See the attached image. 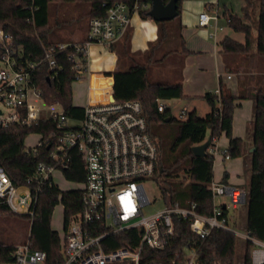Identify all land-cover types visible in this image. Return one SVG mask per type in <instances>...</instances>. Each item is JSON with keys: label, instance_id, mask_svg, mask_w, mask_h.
Listing matches in <instances>:
<instances>
[{"label": "trees", "instance_id": "1", "mask_svg": "<svg viewBox=\"0 0 264 264\" xmlns=\"http://www.w3.org/2000/svg\"><path fill=\"white\" fill-rule=\"evenodd\" d=\"M139 3V14L143 19H150L144 4L151 5V0H0V26L13 37L14 45L20 48L24 56L32 61L44 59L45 47L51 43L65 42L50 39L54 28L49 25L51 5L65 2H83L90 4L88 15L104 17L107 8L115 2H124L130 7ZM167 3L169 0H162ZM181 1H178L179 11ZM244 5L240 14L228 11V25L235 32L246 35L245 44L231 38H225L220 44L224 55L249 56L253 51L264 60V0H242ZM257 7V31L254 42V11ZM158 37L150 42L144 51H132L131 41L133 28L130 26L124 37L112 45L111 51L117 55V68L113 75L115 97L119 101L139 100L143 107V116L148 125V132L158 147V171L156 176L179 178L183 171L188 179L186 189L179 185L161 187L166 206L191 207L205 216L213 215L216 206L211 190L214 181V156L197 157L192 146L203 143L211 135L212 146L223 134L228 138L227 154L230 158L241 157L244 154V140L232 136L233 116L238 98L227 90L222 79L218 93L209 91L205 95L210 112L205 117L197 115L193 110L185 120H176L169 107L163 112L158 110L159 101L184 98L181 82H154L150 79L153 67L165 66L170 59H179L182 65L183 57L190 52L185 47L181 34L182 26L179 18L170 22L157 23ZM255 43V44H254ZM57 62L63 65L56 79H51L47 62H43L36 73L35 83L41 89L44 100L48 104L59 103L69 118L80 119L83 108L73 104L72 84L75 81L72 65L66 56H57ZM253 116L247 132L252 139L255 151L250 153L246 171L249 172L246 209V231L252 236L264 239V89L259 88L253 96ZM169 118V122L166 119ZM164 124L169 132L158 139L152 132V127ZM50 123H41L32 127H10L0 129V165L17 187L23 186L27 179L34 175L40 163L51 164L49 145L43 143L36 151L25 153V139L30 134L41 133L47 138L52 131ZM158 140V141H157ZM70 164L62 170L67 181L82 183L86 179L85 164L82 155L71 150ZM228 179V173L223 175L222 183ZM34 187V184L32 185ZM62 204L64 208V226L71 217L82 209V191H62L50 177L42 186L35 205L34 217L26 213L16 214L8 207L0 205V217L3 215L20 217L29 221V240L34 249L47 253L45 264H62L61 238L52 228V216L55 207ZM223 216L228 224L234 222L228 209L222 207ZM175 234L162 251L144 247L141 264H186L189 251L196 252L197 264H235L237 235L226 230H213L206 239L194 234L188 220L174 219ZM231 226V225H230ZM140 239L138 230H129L110 236L105 242V249L118 247L135 249ZM108 243V244H107ZM0 244L6 245L0 241ZM8 250L14 245H6ZM251 245L245 243L243 264H252ZM126 264V263H125ZM128 264V263H127Z\"/></svg>", "mask_w": 264, "mask_h": 264}, {"label": "built area", "instance_id": "2", "mask_svg": "<svg viewBox=\"0 0 264 264\" xmlns=\"http://www.w3.org/2000/svg\"><path fill=\"white\" fill-rule=\"evenodd\" d=\"M142 8L148 10L150 5L144 4ZM137 13L138 1L133 7L124 2L112 3L104 17L90 19L83 41L51 43L45 47L44 59L39 61L26 58L14 45L12 35L0 26V129L41 123L52 126L47 138L35 133L40 136L39 141L34 146L25 144V153L36 151L43 143L52 148L51 164L40 163L23 185L29 188L28 194L18 193L20 187L0 165V205L16 214L26 213L33 219L41 186L53 178L55 171L62 172L69 166L71 150L76 149L84 160L86 179L78 183L83 185V189H79L82 209L64 226L65 237L60 236L62 264H141L144 247L158 251L166 248L175 234V218L188 220L191 231L202 239L213 230L237 235L223 216L222 207L230 211L245 204L247 190L214 181L211 183L214 199L228 196L230 201L216 204L211 216L199 214L194 204L183 208L178 203L149 216L143 215L142 209L152 204L145 185L158 171V147L148 132L141 102L117 100L111 81L114 76L94 70L92 58L94 46L107 51L121 40ZM216 19L217 16L203 12L198 17V27L204 29ZM63 55L72 65L74 82L85 84V104L80 119L69 118L59 103L48 104L35 83L37 70L44 61L48 63L51 79H56L63 70L57 56ZM166 107L165 100L159 101L160 112ZM179 117L185 120L187 111H181ZM68 121L78 124L69 127ZM208 153L214 156V163L217 156L223 161L230 159L226 150L216 146H211ZM129 230L140 232L135 249L123 246L105 249L110 236ZM240 236L252 247V264H264V239L247 231ZM11 249L0 244V264H45L47 260V253L34 249L30 240ZM186 264H197L195 251H189Z\"/></svg>", "mask_w": 264, "mask_h": 264}, {"label": "crops", "instance_id": "3", "mask_svg": "<svg viewBox=\"0 0 264 264\" xmlns=\"http://www.w3.org/2000/svg\"><path fill=\"white\" fill-rule=\"evenodd\" d=\"M243 5L242 0H182L178 18L182 26L181 34L184 38L185 47L190 53L183 57L182 65H176L178 66V72L174 73V79L172 81H166L182 83L184 98L171 99L174 101V105H182L181 111L185 110L188 114L195 110L197 115L200 116L199 108L204 110L205 115L210 112V107L204 98L206 93L218 90L220 79H222L227 90L234 97L238 98L236 104L239 107L234 111L232 136L242 139L244 135L237 133L235 129L236 127L239 129L244 125L238 119L247 120V124L252 120V98L259 88L264 89V60L255 51L249 56L224 55L221 52L220 44L225 38H231L234 41L245 44L246 35L242 32L232 30L227 21L228 11H232L234 14H240ZM203 12H207L211 16H217V19L211 21L206 28L200 29L198 27V17ZM134 16H136V19ZM133 20L135 21V26L131 24L133 28L131 41L132 51H144L148 48L149 43L154 42L158 37L157 22L151 18L142 19L138 13L133 15L132 23ZM102 53L115 57L116 70L117 57L111 49L106 51L99 46L92 48V58ZM93 68L94 70H101L96 63L95 65L93 64ZM164 68L159 67V70ZM154 69L151 72H154ZM156 69L158 70V67ZM111 81L113 82V78ZM167 101L165 100L166 106L172 109L167 104ZM236 115L237 120L235 124ZM246 135L250 140V144L248 145L250 156L253 142L247 131ZM219 140L215 141L216 147L221 150H227L229 145L228 138L226 137L225 139L227 141L226 145H224L225 147L219 145ZM220 158L221 163L223 160L222 157ZM239 160L241 159L238 158V160H235L236 162L233 161L230 164V168L227 165L225 166L223 175L227 172L228 179L223 184L248 190L249 179L247 183L242 178V175L247 172L246 170L245 172L244 170L242 171V165L237 162ZM225 163L223 161V166ZM223 175L219 179H216L214 175V182L222 183ZM222 204H225V202ZM240 207L244 206L241 205Z\"/></svg>", "mask_w": 264, "mask_h": 264}, {"label": "rangeland", "instance_id": "4", "mask_svg": "<svg viewBox=\"0 0 264 264\" xmlns=\"http://www.w3.org/2000/svg\"><path fill=\"white\" fill-rule=\"evenodd\" d=\"M51 15L49 18V25L54 28L53 37L50 36V39L55 41H63L65 42H75V41H83L87 37L88 24L90 21V16L88 12L90 10L89 3L83 2H65L57 5L53 3L51 5ZM257 7L254 11V21H253V31H254V42H255V33L257 31ZM141 17V16H140ZM136 19V16H134ZM142 18V17H141ZM178 18V17H177ZM176 18V19H177ZM143 19V18H142ZM133 26H135V21L133 20ZM255 44V43H254ZM116 54V53H115ZM117 57V55H116ZM178 62L179 59L171 60L165 66H156L150 74V79L156 82H166L172 81L174 73L178 72ZM99 66L101 71L104 73H110L115 70L116 63L115 57L107 54H99L95 58H93V64ZM169 68H164L168 67ZM159 67H163L164 69L159 70ZM175 67V68H174ZM72 92H73V104L75 106L82 107L85 104V84L83 82H74L72 84ZM167 104L172 108L171 113L176 120H181L179 115L181 113L182 105H174L173 100H168ZM241 110V109H240ZM239 112V111H238ZM200 117H205L204 110L199 108ZM237 120V115L235 119V124ZM242 121L244 125H242L239 129L236 127V132L244 135V154L241 157L230 158L226 160L224 166L223 161L220 163L221 156H217L215 158L214 163V175L216 179L221 178L223 175L225 166L230 168V164L236 159L240 158L241 160L237 161L242 165V171L246 170L247 162L249 161V152L248 145L250 144L249 138H247L246 131L248 128L247 120L238 119ZM78 123L74 121H68L67 125L69 127H74ZM169 132L167 127H164V124H157L152 127V132L160 139L165 132ZM40 139L38 134H30L26 140L25 144L29 146H34ZM219 145H226L227 141L226 136L222 135L219 138ZM158 141V140H157ZM247 143V145H246ZM225 147V146H224ZM236 162V161H235ZM242 175L244 181L248 183L249 172ZM54 183L59 186L62 191H70V190H78L83 189L82 184L69 182L64 177L63 173L59 170L53 173ZM171 185H179V187L183 190L186 189V185L188 183V179L183 171L179 172V178H165L162 176H155L147 180L145 188L147 194L152 202L151 205L145 206L142 209L144 216H149L153 213H156L160 210H163L166 206L163 193L161 187L163 185L167 186V184ZM29 192V188L26 186H22L19 188L18 193L26 195ZM230 199L228 196H217L215 198V203L217 205L222 204L223 202L229 203ZM231 216H234V222L231 221L230 225L237 233V244H236V258L235 264H243L244 253H245V243L246 241L240 236L241 234H246V209L245 207H240L236 210H230ZM23 213L24 210H21ZM52 228L59 233V235L64 238L65 237V227H64V208L62 204H58L53 212L52 216ZM30 236V226L29 221L20 217L19 215L10 216L3 215L0 217V241L4 242L6 245H21L28 242Z\"/></svg>", "mask_w": 264, "mask_h": 264}, {"label": "water", "instance_id": "5", "mask_svg": "<svg viewBox=\"0 0 264 264\" xmlns=\"http://www.w3.org/2000/svg\"><path fill=\"white\" fill-rule=\"evenodd\" d=\"M179 0H169L164 3L162 0H151L150 9L148 16L157 23L170 22L180 15ZM169 122V118L166 119ZM213 138L211 135L208 136L207 140L201 144L192 146L191 150L197 157H207L208 149L212 146ZM255 151V147L251 149V152Z\"/></svg>", "mask_w": 264, "mask_h": 264}]
</instances>
